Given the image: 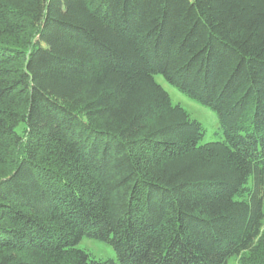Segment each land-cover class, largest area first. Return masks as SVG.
<instances>
[{
	"label": "trees",
	"instance_id": "trees-1",
	"mask_svg": "<svg viewBox=\"0 0 264 264\" xmlns=\"http://www.w3.org/2000/svg\"><path fill=\"white\" fill-rule=\"evenodd\" d=\"M263 225L264 0H0V264H264Z\"/></svg>",
	"mask_w": 264,
	"mask_h": 264
},
{
	"label": "rangeland",
	"instance_id": "rangeland-1",
	"mask_svg": "<svg viewBox=\"0 0 264 264\" xmlns=\"http://www.w3.org/2000/svg\"><path fill=\"white\" fill-rule=\"evenodd\" d=\"M155 82L158 83L168 94L173 105H179L189 114L192 119H195L201 123L206 131L203 143L212 142L218 138V122L213 111L185 97L183 94L177 91V89L168 85L162 79V77L155 76ZM77 247L83 251H86L91 257H94L95 259H116V254L111 247L93 239L83 238ZM231 264L236 263L232 261Z\"/></svg>",
	"mask_w": 264,
	"mask_h": 264
}]
</instances>
